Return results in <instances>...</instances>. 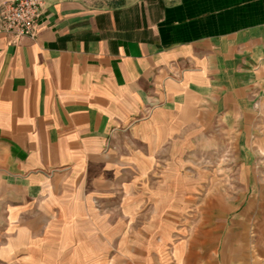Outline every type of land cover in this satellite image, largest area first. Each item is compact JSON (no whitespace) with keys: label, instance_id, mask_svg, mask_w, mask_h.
Listing matches in <instances>:
<instances>
[{"label":"crops","instance_id":"obj_1","mask_svg":"<svg viewBox=\"0 0 264 264\" xmlns=\"http://www.w3.org/2000/svg\"><path fill=\"white\" fill-rule=\"evenodd\" d=\"M41 1L0 31V264H264V0ZM214 137L240 188L197 225L158 171Z\"/></svg>","mask_w":264,"mask_h":264},{"label":"rangeland","instance_id":"obj_2","mask_svg":"<svg viewBox=\"0 0 264 264\" xmlns=\"http://www.w3.org/2000/svg\"><path fill=\"white\" fill-rule=\"evenodd\" d=\"M95 6H112L119 4L124 0H89ZM211 147L209 144H204L200 139L197 144H192L185 152H182L178 158L179 167L174 171L167 170L166 159L162 162L159 177H168V173H175V176L181 181H190L195 183V193L197 194L196 202V222L201 225L204 222L205 197L211 194L214 200V205L220 206L221 201L217 202L216 197L221 194H235L240 186L237 185L238 176V159L236 154V140L229 138L227 148L222 151L220 146V138L214 137ZM224 148V147H223ZM191 186V189L194 188ZM234 207L228 214L232 217L237 212L238 203L233 202ZM220 209L214 206V217L220 214ZM228 217V219H229ZM218 225H220L221 218L218 216ZM227 219V218H225ZM225 223V220H222ZM216 221L214 220V223Z\"/></svg>","mask_w":264,"mask_h":264},{"label":"built area","instance_id":"obj_3","mask_svg":"<svg viewBox=\"0 0 264 264\" xmlns=\"http://www.w3.org/2000/svg\"><path fill=\"white\" fill-rule=\"evenodd\" d=\"M41 10V0H14L4 3L0 8V31L15 38L35 37Z\"/></svg>","mask_w":264,"mask_h":264}]
</instances>
